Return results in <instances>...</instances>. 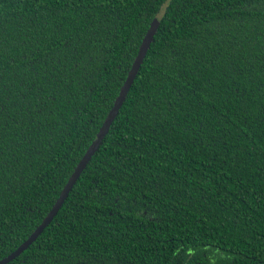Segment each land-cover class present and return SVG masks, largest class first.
I'll use <instances>...</instances> for the list:
<instances>
[{
    "label": "trees",
    "instance_id": "1",
    "mask_svg": "<svg viewBox=\"0 0 264 264\" xmlns=\"http://www.w3.org/2000/svg\"><path fill=\"white\" fill-rule=\"evenodd\" d=\"M264 264V0H0V261Z\"/></svg>",
    "mask_w": 264,
    "mask_h": 264
},
{
    "label": "water",
    "instance_id": "2",
    "mask_svg": "<svg viewBox=\"0 0 264 264\" xmlns=\"http://www.w3.org/2000/svg\"><path fill=\"white\" fill-rule=\"evenodd\" d=\"M158 27V20L154 19L151 23V26L145 35V38L143 39L141 46L139 48L138 54L132 64L131 70L128 73V76L123 84V86L120 89L119 95L116 98L113 107L110 110V113L106 116L104 122L102 123V126L100 127L95 140L91 143L89 148L87 149L86 153L82 157L81 161L77 164L76 168L74 169V172L68 179L67 183L65 184L64 188L62 189L59 198L53 205L51 211L48 213V215L44 218L42 223L36 228V230L29 236V238L21 244L14 252H12L9 256L4 258L0 261V264H7L16 257H18L24 250L27 249V247L33 243L36 238L41 234V232L50 224V222L53 220L57 212L59 211L60 207L62 206L64 200L67 198L69 192L71 191L72 187L74 186L76 180L79 178L81 172L87 165V163L90 161L91 157L94 155V153L97 151L101 141L107 134L112 122L116 118V116L119 114V109L121 108L123 102L125 101V98L129 92L130 86L133 83L134 78L137 75V72L139 70V67L141 63L143 62V59L146 55V52L149 49V46L152 42L153 36L156 33Z\"/></svg>",
    "mask_w": 264,
    "mask_h": 264
}]
</instances>
